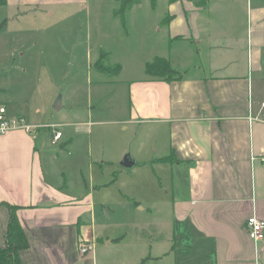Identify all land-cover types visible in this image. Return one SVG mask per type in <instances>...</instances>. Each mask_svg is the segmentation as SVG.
I'll use <instances>...</instances> for the list:
<instances>
[{
    "label": "crops",
    "instance_id": "1",
    "mask_svg": "<svg viewBox=\"0 0 264 264\" xmlns=\"http://www.w3.org/2000/svg\"><path fill=\"white\" fill-rule=\"evenodd\" d=\"M166 5L157 51L138 63V75L134 69L122 79L130 96L123 121L141 129L133 166L150 163L172 172L162 189L172 205L176 255L180 245H189L200 255L199 264H264V238L251 239L246 224L252 215L264 220V98H257L258 83L264 84V0H167ZM136 7H128L122 21L144 10ZM157 57L171 64L174 76L146 72ZM101 66L110 69L98 71L116 77L130 72L121 62ZM74 111L56 124L62 137L61 127L78 133L80 125L92 124L82 120L85 112L92 117L91 109ZM18 114L35 126L55 124L32 121L22 110ZM42 130L37 137L22 129L0 136V247L6 245L12 204L19 207L28 241L18 253L21 264H97L95 243L109 239L94 225L97 210L109 208L97 193L115 182L96 183L95 166L102 173H123L127 149L108 156L90 151V175L83 173L73 189L64 171L46 170V155L51 163L57 157L48 155V146L58 142L52 129L50 142H39ZM72 138L63 142L69 153ZM119 165L123 168L116 169ZM81 240L92 246L89 253H81Z\"/></svg>",
    "mask_w": 264,
    "mask_h": 264
},
{
    "label": "rangeland",
    "instance_id": "2",
    "mask_svg": "<svg viewBox=\"0 0 264 264\" xmlns=\"http://www.w3.org/2000/svg\"><path fill=\"white\" fill-rule=\"evenodd\" d=\"M122 1L20 0L0 5V101L9 103L12 114L22 110L43 123L59 124L80 106L93 111L91 118L84 111L82 120L92 124L80 125L78 133L75 127H61L65 134L56 144L50 142L49 128L39 136V142H50L48 155L57 156L51 163L46 155V170L64 171L73 189L79 188L83 173L90 175V151L108 156L126 148L135 159L141 129L123 121L130 96L122 79L135 71L138 75V63L157 51L167 0H140L134 6L144 10L127 14L125 21L117 12ZM101 56V64L121 62L130 72L116 77L98 71ZM257 89V98H264V84L259 82ZM59 98L64 106L56 110ZM69 135L75 141L70 153L63 145ZM95 170L96 183L115 182L97 193L109 204L96 212V229L109 236L95 243L97 264H199L200 255L189 245H180L177 255L172 251V205L165 202L169 197L162 189L170 183V170L150 163L126 167L123 173H102L97 165Z\"/></svg>",
    "mask_w": 264,
    "mask_h": 264
},
{
    "label": "trees",
    "instance_id": "3",
    "mask_svg": "<svg viewBox=\"0 0 264 264\" xmlns=\"http://www.w3.org/2000/svg\"><path fill=\"white\" fill-rule=\"evenodd\" d=\"M122 2L123 7H121L117 12L124 15L128 7L133 6V4L135 3H139L140 0H123ZM7 3L8 0H0V5H5ZM100 60L98 61L99 64H96V66L103 71H108V69L110 68L101 66ZM146 65V72L149 75H160L161 77H163V75L166 74L167 78H169L174 76L175 74V71L172 68L171 64H169L165 58L163 59L161 57H157ZM119 69L120 68L118 67L117 71H119ZM8 205L11 210L12 218L7 230L6 245L4 247H0V264H21V261H19L18 253L22 247L28 244V241L25 231H23L20 219L17 216V210L19 207L12 204Z\"/></svg>",
    "mask_w": 264,
    "mask_h": 264
},
{
    "label": "built area",
    "instance_id": "4",
    "mask_svg": "<svg viewBox=\"0 0 264 264\" xmlns=\"http://www.w3.org/2000/svg\"><path fill=\"white\" fill-rule=\"evenodd\" d=\"M48 127L54 131L53 142H58L62 137V132L56 124L48 123L41 126L32 125L26 115H14L10 113L6 102H0V136L13 130L22 129L30 133L33 137H37L40 129H46ZM246 224L251 239L259 241L264 238V220L261 217L252 215L247 219ZM80 244L81 253L86 254L92 250V246L87 244V241L81 240Z\"/></svg>",
    "mask_w": 264,
    "mask_h": 264
},
{
    "label": "water",
    "instance_id": "5",
    "mask_svg": "<svg viewBox=\"0 0 264 264\" xmlns=\"http://www.w3.org/2000/svg\"><path fill=\"white\" fill-rule=\"evenodd\" d=\"M62 99L59 98L54 104V108L56 110H60L62 108ZM137 161L131 156V154L126 153L125 156L123 157V160L121 161V165L125 167H132L134 164H136Z\"/></svg>",
    "mask_w": 264,
    "mask_h": 264
}]
</instances>
